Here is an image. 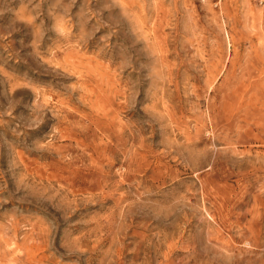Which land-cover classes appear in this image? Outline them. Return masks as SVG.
I'll return each instance as SVG.
<instances>
[{
  "label": "rangeland",
  "instance_id": "1",
  "mask_svg": "<svg viewBox=\"0 0 264 264\" xmlns=\"http://www.w3.org/2000/svg\"><path fill=\"white\" fill-rule=\"evenodd\" d=\"M0 264H264V0H0Z\"/></svg>",
  "mask_w": 264,
  "mask_h": 264
},
{
  "label": "bare ground",
  "instance_id": "2",
  "mask_svg": "<svg viewBox=\"0 0 264 264\" xmlns=\"http://www.w3.org/2000/svg\"><path fill=\"white\" fill-rule=\"evenodd\" d=\"M11 88V87H10Z\"/></svg>",
  "mask_w": 264,
  "mask_h": 264
}]
</instances>
